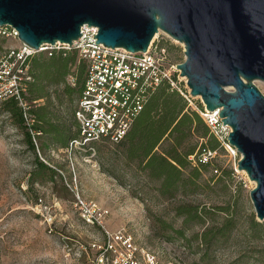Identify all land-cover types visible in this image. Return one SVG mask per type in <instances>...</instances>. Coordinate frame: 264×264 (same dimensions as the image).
<instances>
[{"label": "rangeland", "instance_id": "obj_1", "mask_svg": "<svg viewBox=\"0 0 264 264\" xmlns=\"http://www.w3.org/2000/svg\"><path fill=\"white\" fill-rule=\"evenodd\" d=\"M155 41L170 51L172 61L184 60L183 44L159 31ZM19 40L0 37V59ZM37 53L36 55H39ZM255 85L264 95V82ZM194 102L201 104L200 97ZM77 99L73 106H76ZM62 121L70 122L68 111ZM229 128L222 130L226 137ZM37 140L38 157L55 175L41 174L34 166L35 153L24 142L23 129L12 122L0 101V261L5 264H90L82 246L101 238V230L85 225L74 208L75 195L97 202L110 212L107 227L125 228L136 244L148 248L159 264H264V219H258L250 190L255 182L237 168L233 156L221 145L210 157L196 193L173 198L159 195L158 184L133 168L124 167L115 144L98 143L96 156L86 162L77 151L69 156ZM52 176V177H51ZM41 198L46 213L35 206ZM197 208L204 222L183 224V208ZM229 220L224 236L218 228ZM184 229L181 238L170 228ZM206 233V243L196 235Z\"/></svg>", "mask_w": 264, "mask_h": 264}, {"label": "water", "instance_id": "obj_2", "mask_svg": "<svg viewBox=\"0 0 264 264\" xmlns=\"http://www.w3.org/2000/svg\"><path fill=\"white\" fill-rule=\"evenodd\" d=\"M0 25L21 43L72 44L81 27L97 28L95 43L146 51L161 31L184 46L178 63L192 97L230 130L237 168L255 187L250 199L264 219V0H0Z\"/></svg>", "mask_w": 264, "mask_h": 264}, {"label": "built area", "instance_id": "obj_3", "mask_svg": "<svg viewBox=\"0 0 264 264\" xmlns=\"http://www.w3.org/2000/svg\"><path fill=\"white\" fill-rule=\"evenodd\" d=\"M81 33L71 45L60 42L42 44L37 50L19 41L0 59V101L14 99L22 108L28 126L33 123L26 100L28 85L32 80V56L37 53L51 56L55 51L75 50L78 61L85 62V84L75 113L80 127L79 136L70 141L68 147H52L51 151L60 150L69 156L77 151L82 154L84 161L92 162L97 153V144L118 143L141 110L143 94L162 82H167L178 91L187 101L188 107L197 110L212 131L223 140L222 130L228 127L222 125L217 111L208 112L202 101V110L197 106L195 97L190 95L187 79L176 68L180 62L172 61L164 44L153 39L146 51L130 52L121 47L96 44V27L84 25ZM0 37L18 40V32L10 25H0ZM68 81L71 82L72 77ZM223 143L230 154H238L227 142ZM207 155L211 156L212 153L208 152ZM73 204L81 221L87 226L98 227L102 233L101 238L96 237L82 246L90 264H159L156 255L136 244L125 228L112 231L107 227L110 216L107 208L79 194L75 195ZM35 206L46 213L50 209L41 198L36 200ZM0 264L5 263L0 261Z\"/></svg>", "mask_w": 264, "mask_h": 264}, {"label": "trees", "instance_id": "obj_4", "mask_svg": "<svg viewBox=\"0 0 264 264\" xmlns=\"http://www.w3.org/2000/svg\"><path fill=\"white\" fill-rule=\"evenodd\" d=\"M30 72L32 80L26 100L33 123L26 124L23 110L14 99L1 101L2 109L16 127L23 129L24 142L35 153L36 172L49 170L55 175V170L38 157L37 140L42 139V147L66 148L79 136L75 113L84 89L86 64L78 61L75 50L55 51L51 56L40 53L30 59ZM76 99L77 104L73 106ZM197 106L202 110L201 104ZM63 110L68 111L69 123L62 121ZM223 142H227L226 137L220 140L200 113L188 107L184 97L167 82H162L143 94L141 110L115 145L124 167L133 168L147 180L156 182L160 196L173 198L178 193L198 191L200 178L211 162L207 153L215 152ZM178 215L186 216L184 225L204 222L203 213L195 207H185ZM164 226L184 237V229L175 230L167 222ZM228 227L229 220H226L217 233L224 236ZM196 238L206 243V233Z\"/></svg>", "mask_w": 264, "mask_h": 264}]
</instances>
